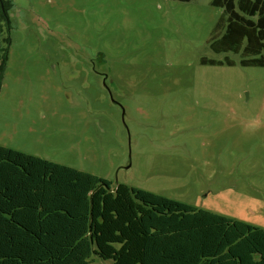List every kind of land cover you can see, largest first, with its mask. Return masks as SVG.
Segmentation results:
<instances>
[{
  "label": "rangeland",
  "instance_id": "obj_1",
  "mask_svg": "<svg viewBox=\"0 0 264 264\" xmlns=\"http://www.w3.org/2000/svg\"><path fill=\"white\" fill-rule=\"evenodd\" d=\"M3 1L0 145L264 229V66L211 51L221 8Z\"/></svg>",
  "mask_w": 264,
  "mask_h": 264
},
{
  "label": "trees",
  "instance_id": "obj_2",
  "mask_svg": "<svg viewBox=\"0 0 264 264\" xmlns=\"http://www.w3.org/2000/svg\"><path fill=\"white\" fill-rule=\"evenodd\" d=\"M210 4L222 9L211 51L263 67L264 0ZM6 6L0 0V33ZM6 60L0 47V90ZM93 255L112 264H264V229L0 145V264H88Z\"/></svg>",
  "mask_w": 264,
  "mask_h": 264
}]
</instances>
